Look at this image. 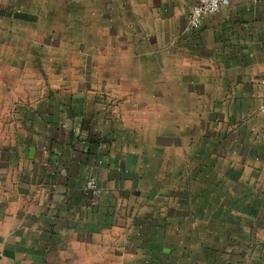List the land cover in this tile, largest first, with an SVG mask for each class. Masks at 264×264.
Instances as JSON below:
<instances>
[{
    "label": "crops",
    "instance_id": "1",
    "mask_svg": "<svg viewBox=\"0 0 264 264\" xmlns=\"http://www.w3.org/2000/svg\"><path fill=\"white\" fill-rule=\"evenodd\" d=\"M32 1L0 21V264H264V0L191 31L195 0Z\"/></svg>",
    "mask_w": 264,
    "mask_h": 264
},
{
    "label": "built area",
    "instance_id": "2",
    "mask_svg": "<svg viewBox=\"0 0 264 264\" xmlns=\"http://www.w3.org/2000/svg\"><path fill=\"white\" fill-rule=\"evenodd\" d=\"M230 0H195L187 14V29L195 30L200 25V20L203 16L217 13L223 6L228 5ZM259 111L264 115V92L261 98ZM86 193L93 196L100 194V188L93 177L86 179L84 183Z\"/></svg>",
    "mask_w": 264,
    "mask_h": 264
},
{
    "label": "rangeland",
    "instance_id": "3",
    "mask_svg": "<svg viewBox=\"0 0 264 264\" xmlns=\"http://www.w3.org/2000/svg\"><path fill=\"white\" fill-rule=\"evenodd\" d=\"M30 0H0V21H4L1 17L7 16L8 19H11L17 25V35H23L24 33V25L27 20L32 18L30 14H26L24 12H18L15 6L22 5L25 3H29ZM32 3L39 4L40 0H33ZM15 26V24H13ZM15 29V28H14ZM23 46V45H22Z\"/></svg>",
    "mask_w": 264,
    "mask_h": 264
}]
</instances>
